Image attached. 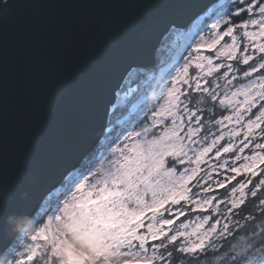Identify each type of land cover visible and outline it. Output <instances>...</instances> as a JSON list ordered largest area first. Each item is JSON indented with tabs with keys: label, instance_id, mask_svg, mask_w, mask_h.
Segmentation results:
<instances>
[{
	"label": "snow or ice",
	"instance_id": "1",
	"mask_svg": "<svg viewBox=\"0 0 264 264\" xmlns=\"http://www.w3.org/2000/svg\"><path fill=\"white\" fill-rule=\"evenodd\" d=\"M133 4L143 15L131 23L107 22L103 32L108 43L145 31L157 17L180 6L173 0ZM13 6V0H0V15ZM62 6L71 3L66 0ZM165 31L183 44L173 66L162 70L167 80L158 99L163 102H141L130 126L100 152L99 166L82 174L58 202L54 231H48L50 217L20 264L34 259L39 241L50 242L57 252L74 247L62 223L69 210L82 211L107 232L113 252L97 258L98 264H130L129 258L146 264H202L209 249L219 250L216 241L245 226L237 217L249 196L264 214V0H228L214 5L187 31L174 24ZM226 37L229 41L222 44ZM130 77L128 73L124 82ZM133 91L129 87L121 94L118 85L109 114ZM190 93L200 94L195 108L189 107ZM217 106L223 110L219 116ZM111 131L109 127L105 135ZM177 166L183 167L178 171ZM220 169L224 178L216 179ZM255 177L260 178L253 182ZM232 181L226 194L215 191ZM190 212L206 214L197 216L200 223L191 232L184 231L189 225L183 221L174 229ZM240 218L252 222L251 235L232 247L226 264H264V219L257 223L252 214Z\"/></svg>",
	"mask_w": 264,
	"mask_h": 264
},
{
	"label": "water",
	"instance_id": "2",
	"mask_svg": "<svg viewBox=\"0 0 264 264\" xmlns=\"http://www.w3.org/2000/svg\"><path fill=\"white\" fill-rule=\"evenodd\" d=\"M216 1L173 0L180 6L113 43L104 25L139 19L135 0H13L0 15V254L28 241L9 217L40 223L109 146L117 86L155 67L165 29L186 28Z\"/></svg>",
	"mask_w": 264,
	"mask_h": 264
},
{
	"label": "rangeland",
	"instance_id": "3",
	"mask_svg": "<svg viewBox=\"0 0 264 264\" xmlns=\"http://www.w3.org/2000/svg\"><path fill=\"white\" fill-rule=\"evenodd\" d=\"M227 2L225 1L223 3H227ZM216 4H218L217 1L214 2L213 4H211L209 7H207V9L204 12L206 13L209 9H211ZM204 12H202V13H204ZM190 27L191 26L189 25L187 28L181 29V31H187ZM167 37H169V39L172 41L171 42V48L168 51H164L166 49V45L164 44L165 46L163 45V48L161 50L160 49V47H162V44H161V46L159 47L160 50L158 49L159 55L157 56V63H156L155 68L151 71H148V72L140 70L139 73H136L137 71L133 70L130 72L131 73L130 80L127 83L123 84L121 94L123 92L128 91L129 87L134 89V91L129 94L127 100L123 104L116 107L115 111L111 112V114H110L109 121H111V124H108V128L111 127V129H112L113 127H115V124L117 123V128L115 129V132L112 134V137H115L117 134L122 133L127 127L130 126V123L136 117L137 111H139V108L143 106V104L140 103L141 100L143 98H145L146 96H148L155 89V86H156L157 82L159 81L160 76L163 75L162 70H168L176 62V60H177L176 58H177L179 52L182 51L181 46L183 44V41H178L175 37V34H173V33H169L167 35ZM229 39L230 38L226 37L225 41H222L221 43L223 44V43L229 41ZM202 54L206 55V56H214L215 52H209V51H203L202 50ZM215 62L219 63V61H215ZM195 71H196V69L193 67L192 69H190V74L194 73ZM165 77L166 76L163 77V80ZM209 79L211 80V78H209ZM134 82H137V85H134L133 84ZM164 83H166V81H164ZM145 102L146 103L149 102L148 105L151 106L153 103H162L163 101L158 99V95H157L155 97V99H153L152 101L147 100ZM196 106H197V104H194L191 101H189V107L190 108H195ZM219 115H220V113H219ZM113 143H114V140L112 139L111 144H109V145H112ZM108 148H109V146L106 149H108ZM225 156L231 157L232 154H225ZM100 163H101L100 160L97 161L93 165L94 166L93 169L98 167ZM229 163H231V159L229 160ZM237 163H240V162H237ZM182 167L183 166H177V170L180 171ZM219 171L221 172V175L216 176L215 178L216 179H223L224 175H225L223 172V169H220ZM229 174H232V173H229ZM226 188H227V186H226ZM226 188L215 189V191L217 193H219L220 195H224L227 193V190H228V189L226 190ZM193 191L195 192L196 189H193ZM207 195H211V193H208ZM223 208H224V205H221V210H223ZM56 214L57 213L55 212V210H53L49 213V216L47 217V224H49V218L50 217L53 218L52 223L50 224L49 229H48L49 233L54 231V229L56 227V221L54 219V216ZM204 214H206V213H193V214L189 213L187 216L181 217V219L178 220L175 225H173V228L174 229L178 228L181 221H183L184 223L189 225L188 229H186L184 231L191 232L194 229H196L200 223V221L197 219V216L198 215L202 216ZM167 215L168 214L165 213V216H167ZM158 219H159V217H158ZM145 220L147 223V218H145ZM205 227H207V226H205ZM141 231H143V229ZM35 243H37V242L32 241V240H28L22 245V247L19 249V250H22L21 259L27 261V249L29 248V246H31ZM39 243L41 244V247L39 249H37V255L34 257V259L32 261L28 262V264H43V260L41 258L42 257L41 249L44 248L45 246L48 249H51V243L50 242L39 241ZM36 261H38V263ZM129 261H130V264H143V263L146 264V262H144V261H139V262L131 261L130 258H129Z\"/></svg>",
	"mask_w": 264,
	"mask_h": 264
},
{
	"label": "clouds",
	"instance_id": "4",
	"mask_svg": "<svg viewBox=\"0 0 264 264\" xmlns=\"http://www.w3.org/2000/svg\"><path fill=\"white\" fill-rule=\"evenodd\" d=\"M62 223L67 226L74 247L57 252L45 246L41 249L43 264H98L97 258L111 256L113 249L107 232L94 226L82 211H67ZM9 224L22 240H32L44 227L33 217L12 216L9 217ZM21 255L22 250L6 251L0 254V264H20Z\"/></svg>",
	"mask_w": 264,
	"mask_h": 264
},
{
	"label": "trees",
	"instance_id": "5",
	"mask_svg": "<svg viewBox=\"0 0 264 264\" xmlns=\"http://www.w3.org/2000/svg\"><path fill=\"white\" fill-rule=\"evenodd\" d=\"M171 40L169 37H166L164 41L162 42V47L160 49L162 50L163 45H166V49L164 51H168L171 48ZM164 45V46H165ZM159 49V50H160ZM159 55V52L157 56ZM136 73H139L140 70H136ZM134 85H137V82L133 83ZM190 101L194 104H198L200 102V94L199 93H190ZM214 111L216 112V115L218 116L219 113H221L223 110L219 106H217ZM207 111H205V118L207 119ZM260 177H255L254 181L258 180ZM237 179H243V177H237ZM232 183H235V181H232L229 185H227V188H231ZM261 191H264L262 189ZM259 196V193H258ZM190 214H193L190 212ZM248 214H252L257 218V223L261 219H264V214H262L260 206L258 204V200L248 197L247 203L243 206V208L240 211V216L237 217V219H240V223L242 225H245L244 227L239 228L236 230L234 235L228 236L222 240L216 241V244L219 246L218 251H213L209 249L205 255L201 256L202 264H226L227 258L229 253L232 250V247L235 245H239L243 239H246L251 235V221L248 222V224H245V221L241 219L240 217L246 216ZM38 263V261H36Z\"/></svg>",
	"mask_w": 264,
	"mask_h": 264
},
{
	"label": "bare ground",
	"instance_id": "6",
	"mask_svg": "<svg viewBox=\"0 0 264 264\" xmlns=\"http://www.w3.org/2000/svg\"><path fill=\"white\" fill-rule=\"evenodd\" d=\"M223 0H219L217 3L219 4V3H223L222 2ZM226 2L228 1V0H225ZM224 1V2H225ZM205 13V12H204ZM204 13H202V14H200L192 23H191V25L200 17V16H202ZM207 19V18H206ZM190 25V26H191ZM180 53V52H179ZM179 55V54H178ZM178 57V56H177ZM177 59V58H176ZM171 68V67H170ZM169 68V69H170ZM164 76H166L165 74H163V75H161L160 76V78H159V81L157 82V84H156V86H155V89L148 95V96H146L145 98H143L142 100H141V102L143 101V102H145V101H147V100H149V101H152L153 99H155V97L158 95V92L160 91V89L161 88H163V86H164V81H166V79H167V77H165L164 78V80H163V77ZM140 102V103H141ZM149 102H147V104H148ZM142 104V103H141ZM139 105V104H138ZM56 208V207H55ZM55 208L54 209H52V210H55Z\"/></svg>",
	"mask_w": 264,
	"mask_h": 264
}]
</instances>
